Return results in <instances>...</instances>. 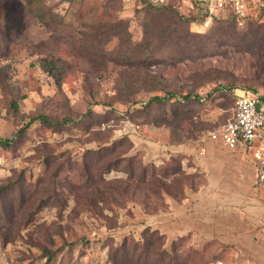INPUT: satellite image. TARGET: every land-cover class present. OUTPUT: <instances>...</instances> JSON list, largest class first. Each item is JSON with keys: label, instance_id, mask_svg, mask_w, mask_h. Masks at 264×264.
Instances as JSON below:
<instances>
[{"label": "rangeland", "instance_id": "obj_1", "mask_svg": "<svg viewBox=\"0 0 264 264\" xmlns=\"http://www.w3.org/2000/svg\"><path fill=\"white\" fill-rule=\"evenodd\" d=\"M43 4L61 17L64 27L60 32L35 18L24 0H0V140L16 138L19 130L25 129L19 142L0 146V187L11 184L0 199V205L4 199L8 207L7 211L0 208V264H45L43 251L59 248L63 251L51 264H109L107 248H120L129 236L140 241L146 227L145 210L151 206L132 201L107 206L95 195L90 208L77 203L84 202L79 190L84 182L79 162H93L84 157L87 151L102 150L124 136L136 137L142 143L176 146L171 131L157 124L155 106L148 118L145 114L134 113L133 119L128 116L141 106V102L132 105L129 99L147 101L152 95L164 94L143 93L137 88L120 93L129 70L88 51L89 26L104 21H125L131 40L139 41L143 35L141 3L43 0ZM189 32L193 37H183L182 32L170 37L163 47L166 59L157 60L149 68L152 75L181 93L192 92L199 98L198 104H188L189 119L203 124L206 130L184 144L200 142L207 132L230 119V91L264 95V16L240 24L230 18L212 17L190 25ZM117 44L114 38L105 48L111 51ZM174 47L176 53L171 57L169 51ZM43 58L59 67V90L53 78L41 69L39 60ZM90 75L94 81L85 86L84 78ZM91 93L94 97L89 96ZM95 100L100 104H93ZM12 101L17 103V112L11 108ZM60 101L77 113L74 121L89 110L102 114L113 108L114 114L106 122L87 121L86 126L69 123L60 131L39 123L27 124V116L37 111L63 113ZM109 101L112 106L107 108L104 105ZM172 103V99L165 103L166 111ZM155 165L160 163L156 161ZM121 176L112 171L103 178ZM257 192L256 201L263 205V194L259 189ZM47 196L50 200L29 221L35 205ZM191 238L180 248L183 255L196 250L210 261L208 264H231L233 252L225 246L216 242L198 246ZM163 249L170 252V243Z\"/></svg>", "mask_w": 264, "mask_h": 264}, {"label": "trees", "instance_id": "obj_2", "mask_svg": "<svg viewBox=\"0 0 264 264\" xmlns=\"http://www.w3.org/2000/svg\"><path fill=\"white\" fill-rule=\"evenodd\" d=\"M26 5L32 9V12L40 22L46 27H53L59 32L62 30L63 22L61 17L51 12V8L43 4V0H24ZM73 4L76 0H66ZM80 1V0H79ZM141 3V13L143 35L139 41H132L127 33L126 22L104 21L89 26L90 36L88 51L94 52L97 56L109 61L125 66L130 75L123 80V88L120 93L137 88L143 93L161 92L163 96L152 95L147 101L138 99H129L132 105L139 104L140 108L133 109L128 116L133 119V114L153 115L154 106L155 119L158 125H162L171 131V138L174 144L181 145L185 141H194L206 130L203 124H194L189 119L190 101L199 103V98L192 92L181 93L177 87L168 85L149 72V68L159 59H166L163 56V47L170 37H176V34L184 33L183 37H193L189 32L190 25H197L206 19V15L197 12H189L178 6L176 0H170L168 4L154 3L151 0H139ZM177 3V6H176ZM264 16V11L260 12L255 18ZM226 32V31H225ZM117 38V46L108 51L105 45L112 39ZM178 39V38H177ZM176 40V39H173ZM176 48H171L169 56L173 57ZM41 69L46 72L57 85H61L62 73L56 62L43 58L39 60ZM144 72L145 74H142ZM90 80L94 78L90 75L84 78V84L91 85ZM117 86V85H116ZM89 96L94 97L91 93ZM130 96H134V93ZM173 100L171 109L166 111L165 103ZM93 104H100L94 101ZM104 106L110 107L112 104L105 103ZM60 107L63 113L54 114L52 112L37 111L27 116L28 123H39L43 127L51 128L54 131H60L66 128L67 124L75 126H86L88 122H106L114 113L112 109H106L102 114L94 113L89 110L81 115L78 121H74L77 113L71 112L65 101H60ZM13 112H17V103L11 102ZM25 132L22 128L14 139L0 140L1 147H10L19 142L20 136ZM104 134V133H102ZM134 148L132 140L124 136L102 150L93 152L87 151L84 157L94 160L79 162L78 168L84 182L79 185V190L84 202L77 203L86 208L91 207V202L97 199L110 206L111 202L115 204L121 202L125 205L129 201L139 202L146 206H151L150 210H145L147 215H155L167 210V199L181 202L185 199V190L191 192L197 191L206 184L204 175L199 173L190 158L183 154L170 155L168 159H163L157 166L153 162H146L143 159V152L136 151L130 155L129 152ZM63 167V164L52 174L55 176L57 171ZM118 171L121 177L115 179H104V175ZM11 184L0 187V199L3 193L9 189ZM95 195V196H94ZM50 200V196L44 197L38 201L35 208L28 215L29 221L33 213L42 205ZM2 211L6 210L7 204L3 199L0 205ZM7 211V210H6ZM190 239V235L178 237L170 242V252L163 247L166 244V237L156 229L145 227L140 233V241L134 240L131 236L126 238L118 249H106L105 257L109 264H208L207 259L203 258L201 252L191 250L188 254H182V248L185 242ZM86 243V242H85ZM87 244V243H86ZM58 249V248H57ZM43 251L46 258L45 264H51L56 255L62 252ZM71 256V249L67 252Z\"/></svg>", "mask_w": 264, "mask_h": 264}, {"label": "crops", "instance_id": "obj_3", "mask_svg": "<svg viewBox=\"0 0 264 264\" xmlns=\"http://www.w3.org/2000/svg\"><path fill=\"white\" fill-rule=\"evenodd\" d=\"M130 139L146 162L183 154L206 180L195 192L186 189L183 201L167 199V210L146 214V227L165 235L166 243L187 234L198 246L216 242L233 252L231 264H264V204L256 201L254 165L242 151L213 141L168 146Z\"/></svg>", "mask_w": 264, "mask_h": 264}, {"label": "built area", "instance_id": "obj_4", "mask_svg": "<svg viewBox=\"0 0 264 264\" xmlns=\"http://www.w3.org/2000/svg\"><path fill=\"white\" fill-rule=\"evenodd\" d=\"M168 4L170 0H151ZM189 12L212 17L230 18L237 24L255 18L264 11V0H176ZM233 104L230 119L215 130L207 132L200 143L213 141L230 151H242L254 165L253 185L264 197V95L247 90L230 91ZM204 151L201 149L200 153Z\"/></svg>", "mask_w": 264, "mask_h": 264}, {"label": "water", "instance_id": "obj_5", "mask_svg": "<svg viewBox=\"0 0 264 264\" xmlns=\"http://www.w3.org/2000/svg\"><path fill=\"white\" fill-rule=\"evenodd\" d=\"M217 264V263H216Z\"/></svg>", "mask_w": 264, "mask_h": 264}]
</instances>
